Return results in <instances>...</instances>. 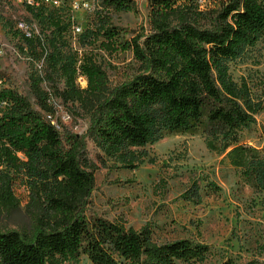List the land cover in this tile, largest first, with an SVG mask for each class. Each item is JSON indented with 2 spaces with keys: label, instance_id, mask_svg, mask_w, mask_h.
Returning <instances> with one entry per match:
<instances>
[{
  "label": "trees",
  "instance_id": "trees-1",
  "mask_svg": "<svg viewBox=\"0 0 264 264\" xmlns=\"http://www.w3.org/2000/svg\"><path fill=\"white\" fill-rule=\"evenodd\" d=\"M102 3L107 10L138 13L131 0ZM148 10L146 34L141 27L116 43L124 31L98 13L102 20L82 42L88 46L101 37L105 48L116 44L131 52L138 68L120 84L110 86L91 59L76 65L52 45L44 78H27L29 97L0 87V214L18 208L13 193L18 182L27 192L28 219L23 232L0 231V264L76 263L80 256L90 264H174L207 257L204 244L185 239L158 244L148 226L134 230L87 215L94 177L93 166L82 159L85 138L106 158L133 170L144 157L139 149L159 138L202 135L209 151L224 154L242 181L264 194V150L241 143V132L254 123L260 107L244 82L232 80L226 65L262 34L264 0H219L207 12L199 10L198 0H148ZM46 18L58 30V18L50 12ZM78 77L85 79V88L77 86ZM43 82L48 89L41 88ZM75 104L88 119L83 137L60 134L47 119L59 125L55 105L71 116L77 113L68 107ZM181 198L199 201L197 185Z\"/></svg>",
  "mask_w": 264,
  "mask_h": 264
},
{
  "label": "rangeland",
  "instance_id": "rangeland-1",
  "mask_svg": "<svg viewBox=\"0 0 264 264\" xmlns=\"http://www.w3.org/2000/svg\"><path fill=\"white\" fill-rule=\"evenodd\" d=\"M131 1L138 10L136 14L107 10L102 0H0L2 85L29 97L27 78L30 74L44 78V58L52 45L72 56L76 65L83 58L94 61L110 86L130 78L138 68L130 51H122L116 44H109L107 49L101 37L88 46L82 42L102 20L97 19L98 13L110 26L124 31L116 43L129 40L141 27L148 33V0ZM218 3L219 0H198L199 10L211 11ZM48 12L58 18V30L46 18ZM20 22L33 44L25 43L18 28ZM226 65L232 80L244 82L251 99L260 107L253 116L254 123L241 132V143L264 150V30L253 45L245 46ZM76 84L85 88V79L78 77ZM40 86L48 89L47 82ZM68 108L77 114L69 116L64 124L58 113L59 133L83 137L87 116L77 104ZM62 110L65 111L63 107ZM84 142L82 159L93 166L94 177L87 215L122 222L134 230L148 226L158 244L185 239L208 247L203 261L174 264H264V194L246 185L224 154L209 151L204 136L165 135L139 149L144 157L133 170L106 158L89 139ZM192 183L198 187L200 200L184 201L181 195ZM13 193L18 208L10 214H0V231L23 232L28 228L24 209L27 192L16 182ZM65 264L90 263L80 256L76 263Z\"/></svg>",
  "mask_w": 264,
  "mask_h": 264
},
{
  "label": "built area",
  "instance_id": "built-area-1",
  "mask_svg": "<svg viewBox=\"0 0 264 264\" xmlns=\"http://www.w3.org/2000/svg\"><path fill=\"white\" fill-rule=\"evenodd\" d=\"M18 28L20 29L21 32H23L24 34V37L26 38H29L30 37V33L28 32L26 26L23 24V23H19L18 24ZM2 86V82L0 81V87ZM55 109H56V113H55V118H58L57 115L58 113L60 114L59 115V120L60 122L64 123L69 121V114L66 113L65 111L62 110V107L60 105H55ZM47 119H50L51 120V123L58 129L59 128V125L57 124V121L50 118L49 116H47Z\"/></svg>",
  "mask_w": 264,
  "mask_h": 264
}]
</instances>
